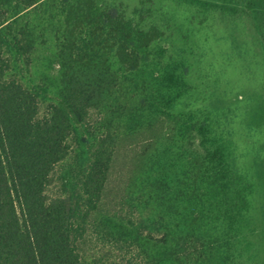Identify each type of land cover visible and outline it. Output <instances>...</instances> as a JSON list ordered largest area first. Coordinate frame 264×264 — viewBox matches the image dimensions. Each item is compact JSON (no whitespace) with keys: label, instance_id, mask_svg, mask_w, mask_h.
<instances>
[{"label":"trees","instance_id":"1","mask_svg":"<svg viewBox=\"0 0 264 264\" xmlns=\"http://www.w3.org/2000/svg\"><path fill=\"white\" fill-rule=\"evenodd\" d=\"M221 37L264 59V0H0V264H264V122L219 105Z\"/></svg>","mask_w":264,"mask_h":264},{"label":"rangeland","instance_id":"2","mask_svg":"<svg viewBox=\"0 0 264 264\" xmlns=\"http://www.w3.org/2000/svg\"><path fill=\"white\" fill-rule=\"evenodd\" d=\"M222 36V35H221ZM242 39L241 36H233ZM228 38V36L226 37ZM219 47L221 50H224L225 54H232L234 56L235 62L232 66L233 68L228 69V82L221 90V99L225 100L220 103V106H227L232 109L233 114L235 115L236 120L234 124L238 127L236 129L241 130L242 122L241 119L252 120L256 122H264V59L262 52L257 49L253 44H243L237 48H228V44L231 42L228 39L218 40ZM217 44V43H216ZM218 46V44H217ZM218 47V48H219ZM242 93L241 95H239ZM245 96V100L237 99V96ZM223 96V97H222ZM240 107H245L246 111L240 112ZM260 143L264 144V123L261 130H259ZM126 158V157H125ZM124 158V155H121L118 159L115 167L113 169L112 176L109 181V190L107 193V208L109 210H119L122 208L120 203V191L123 187V180L125 175V170L128 169L127 159ZM57 181H55L53 187H50L48 191L50 194L57 193L56 187ZM84 247L88 250L87 254L93 258L99 259L103 256H108V258H116L118 252L108 251V248L96 240L95 237H92L89 242L84 244ZM113 250V249H112ZM114 252V253H112Z\"/></svg>","mask_w":264,"mask_h":264}]
</instances>
